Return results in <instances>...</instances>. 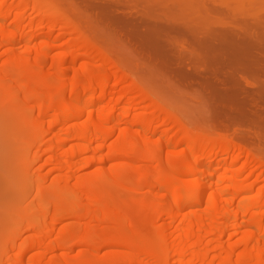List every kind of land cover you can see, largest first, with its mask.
Segmentation results:
<instances>
[{
	"label": "bare ground",
	"instance_id": "obj_1",
	"mask_svg": "<svg viewBox=\"0 0 264 264\" xmlns=\"http://www.w3.org/2000/svg\"><path fill=\"white\" fill-rule=\"evenodd\" d=\"M22 1L0 0V112L20 123L9 139L15 147L27 145L26 182L34 179L35 165L46 153L51 154L44 165L61 166L54 165L41 175L33 200L29 195L34 190H30L14 204L3 203L4 216L32 220L17 226L0 264H264L261 151L213 131V136H196V127L171 111L167 102L141 92L133 83L118 91L131 77L118 71L123 75L112 76L120 81L111 83V75L103 76L102 68L114 66V61L81 22V26L75 18L73 22L56 0L54 4L40 1L34 13H28ZM233 1H216L206 8L203 13L212 24L206 28L218 25L228 31L217 29L219 36L230 34L243 42L242 50L231 57L233 65L264 72V45L246 36L260 25L264 37V16L237 15L235 11L249 13L251 8L242 4L235 10ZM205 2L160 0L169 12L174 3L197 6ZM65 36L71 38L68 47L66 43L52 55L60 47L59 38ZM79 51L103 61L79 64ZM67 71H73L72 76ZM236 80L228 81L235 98ZM181 144L186 145L184 151L173 155ZM32 151L35 156L30 158ZM163 152L169 154L165 160ZM203 154L210 156L201 160ZM67 155L71 160L60 164ZM74 158L82 165L85 162L87 171L74 170ZM134 179L138 184H133ZM2 188L0 192L5 193L9 187ZM1 212L0 218L4 217ZM70 216L75 221L60 227ZM72 240L76 242L69 246ZM27 242L35 251L25 261L27 250L22 246ZM111 243L137 250L105 251ZM16 246L20 251L15 254Z\"/></svg>",
	"mask_w": 264,
	"mask_h": 264
},
{
	"label": "rangeland",
	"instance_id": "obj_2",
	"mask_svg": "<svg viewBox=\"0 0 264 264\" xmlns=\"http://www.w3.org/2000/svg\"><path fill=\"white\" fill-rule=\"evenodd\" d=\"M40 1L43 0H24L22 2H25V4L21 2V5L27 6L25 10L27 11L28 9V13H34V9H37L34 6H38L37 4L41 5ZM44 1L53 2V0ZM216 1L219 4L220 0H206L205 5L198 4L197 6L190 3H174L170 10L171 12L161 6L160 0H121L123 4L125 2V5L120 4V0L116 2L110 0V4L108 0H56V6L59 8V5H61L60 9L62 11L64 9V12L71 16L70 18H72L73 22L74 18L75 21H78L77 25L81 26V22V27L84 30L87 29L85 32H89L88 35L90 36L91 34V37L93 36L92 40L96 43L99 42L100 44H97L100 48H105H102L104 52L107 50L105 54L109 56L110 60L113 59L114 66L116 63L117 67L110 65L111 67L108 66L107 70L102 68L103 73H105L103 76L111 75V83L119 80V76H112L116 75L115 73L118 75L125 73L126 76L132 78L129 80L124 79L126 82L118 86V91H122L124 85L130 86L133 83L135 84L134 86H139L141 92H151V95H157V98L167 102L171 111L196 127L194 130L196 136H213L210 134L211 131L217 136L225 134L224 136L228 137L229 135L231 136L230 138L233 137L236 141L253 147L255 149V151L253 150L254 152L261 151L259 153L264 155V104L261 103V99H264V72L258 69H251L248 65L241 68L233 65L234 61L231 57L233 53L242 50L243 42L239 38L236 40V37H232L230 34L219 36L217 29L222 28L218 25L213 24V29L206 28V26L209 27L212 24H208L207 16L203 12ZM111 2L115 4L119 2V4L115 5ZM242 4L247 6L246 8H251L249 13H252V15H248L249 13L246 10H243V12L237 10ZM120 5H122L123 9H121ZM116 6H119L118 9ZM231 6L237 10L235 11L237 15L241 14L246 17L257 16L256 18L264 16V0H234ZM74 7H77V10ZM79 9L80 12H83L80 13ZM111 11H113V14L115 12L118 15H113ZM244 11L248 14L244 13ZM203 16L206 19H203ZM231 26L235 25L232 24ZM238 26L245 28V25L238 24ZM262 28L260 25L254 26L246 35L247 37H252L256 45H264V37L261 35L263 32ZM222 30L228 32L225 29ZM203 31L204 33L201 34ZM69 39L71 38H68V36L60 37L58 40L60 47L54 49L52 55L61 52L65 48L66 43L68 47L71 42ZM15 42L17 44L21 43V46L25 45V41L17 40ZM82 53V51L81 53L80 51L76 53L79 64L85 61H94L87 55L83 54L82 56ZM100 60L103 61V58L100 57ZM100 60L97 58L94 62L100 65L102 63ZM104 61L106 62V60ZM118 71L123 73L119 74ZM67 73L72 76L73 71H67ZM235 79L239 80L235 81L239 83L237 84L238 88H235L238 91L236 98L230 95V90L228 89L230 88L228 81L229 83L232 80L234 82ZM140 90L138 91L140 92ZM7 92L5 91V93ZM138 93L133 92L131 94L135 95ZM99 95L100 93L98 92L93 96L98 97ZM96 101V103L100 102ZM4 116V112L2 115L0 112V183L2 184H0V191L2 186L3 188L6 186L5 189L9 188L5 193L3 188V191L0 192V202H2L0 208L6 202L13 203L19 197L25 196L30 190V193H32V190L38 187L42 174H46L54 165L61 166L59 163L44 165L46 158L51 154L46 153L47 155H45L44 159L35 165L33 170L34 179L31 183L26 182L27 180L23 176V160L26 157L27 145L15 147L11 144L12 142L10 143L11 139H9L11 137L10 134L20 127V123L14 118L10 120L7 116L3 119L2 117ZM3 124L6 125L2 126ZM3 127L8 131L2 130ZM183 145H179L172 151V154L178 155L182 153L186 147V145ZM34 150L36 152V149ZM33 151L30 153V158L35 156ZM162 154L163 158L162 155L160 156L162 160H165L169 155L167 152ZM207 156L209 157L210 155L203 154L199 158L203 160ZM212 158L218 160L216 156H212ZM68 160H71L69 155L65 156L60 164L63 163L65 165ZM74 161L77 162L74 170H79L81 173L87 171L88 168L85 162L83 165L80 164L78 158H74ZM240 164V162L237 163V167ZM40 165H42L41 168H39ZM54 172L57 173L59 171ZM210 179L206 180L205 178L203 181H209ZM137 182L134 179L133 184L136 185L138 184ZM262 183L264 182L262 181ZM34 192L35 190L29 195L32 200L34 199ZM4 209L5 206L1 210ZM2 214L4 216L7 213ZM34 218L39 219V217ZM31 220L32 218L20 217L16 214L0 218V263L5 258L4 250L10 247V236L17 226L20 224L25 226ZM74 221L75 218L67 217L63 219L60 227L71 224ZM75 242L76 240H72L69 246H73ZM30 244L27 242L22 246L28 251L25 252L27 253L26 258L24 257L25 261H28L32 252L35 251L30 248ZM17 246L16 250H13L15 254L20 251ZM80 248L86 249L88 247L81 246ZM116 249L132 252L137 250L135 247L111 243L106 246L105 251ZM21 250L23 251V249ZM11 253L14 256L13 252ZM10 264H14V262Z\"/></svg>",
	"mask_w": 264,
	"mask_h": 264
}]
</instances>
